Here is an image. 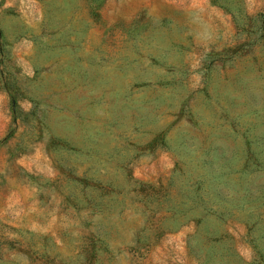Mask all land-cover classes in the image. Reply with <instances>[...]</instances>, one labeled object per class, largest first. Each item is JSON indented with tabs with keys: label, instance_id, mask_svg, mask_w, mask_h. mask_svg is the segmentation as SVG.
Wrapping results in <instances>:
<instances>
[{
	"label": "rangeland",
	"instance_id": "rangeland-1",
	"mask_svg": "<svg viewBox=\"0 0 264 264\" xmlns=\"http://www.w3.org/2000/svg\"><path fill=\"white\" fill-rule=\"evenodd\" d=\"M0 264H264V0H0Z\"/></svg>",
	"mask_w": 264,
	"mask_h": 264
}]
</instances>
